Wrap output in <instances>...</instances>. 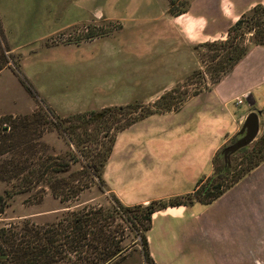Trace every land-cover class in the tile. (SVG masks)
<instances>
[{"label": "crops", "instance_id": "1", "mask_svg": "<svg viewBox=\"0 0 264 264\" xmlns=\"http://www.w3.org/2000/svg\"><path fill=\"white\" fill-rule=\"evenodd\" d=\"M99 1L89 8L72 0L84 15L56 30L93 18L118 25L107 35L68 44L75 50L73 70L93 82L90 94L117 90L118 101L106 106L156 100L175 86L169 66L183 63L182 48L225 39L242 14L264 6V0H185V11L171 15L168 0ZM262 111L264 47L251 45L217 83L175 110L120 131L102 170L106 190L92 202L105 207L109 194L134 206L189 194L212 175L213 157L239 133L245 117L254 112L260 120ZM145 239L153 264H264V159L206 204L153 212Z\"/></svg>", "mask_w": 264, "mask_h": 264}, {"label": "trees", "instance_id": "2", "mask_svg": "<svg viewBox=\"0 0 264 264\" xmlns=\"http://www.w3.org/2000/svg\"><path fill=\"white\" fill-rule=\"evenodd\" d=\"M177 1L168 0L171 15L180 14L186 9L185 0L180 9L177 8ZM85 29L86 33L81 39L75 40L74 44L104 35L99 29ZM247 33L250 36L244 39ZM251 45L264 47L262 5H256L242 14L228 28L225 39L197 45L206 47L210 52L206 59L211 65L207 71L211 86L245 55ZM17 59L18 55L13 54L9 48L0 20V72L4 68L17 72ZM199 91L197 89L175 98V91L171 89L150 104L131 102L65 116L58 115L40 102L30 113L1 115L0 182L10 184V188L0 195V214L7 201L18 193L33 192V201L36 202L49 192L53 198L66 202L75 199L93 185L103 190L102 170L117 134L149 115L177 109ZM48 133H55L67 150L60 155L50 153L40 141ZM222 153L219 150L216 154ZM208 178L210 176L198 180L189 194L167 200L123 206L114 196L109 195L111 210H104L100 206L84 207L49 224L1 226L0 264H117L126 250L121 246L125 228L142 232L141 243L145 249L143 259L146 264L148 261L153 264L148 256L145 239L151 214L167 206L187 205L192 201L206 204L228 187L216 192L212 191L213 185L199 188Z\"/></svg>", "mask_w": 264, "mask_h": 264}, {"label": "rangeland", "instance_id": "3", "mask_svg": "<svg viewBox=\"0 0 264 264\" xmlns=\"http://www.w3.org/2000/svg\"><path fill=\"white\" fill-rule=\"evenodd\" d=\"M183 1L176 2L179 4L177 8L182 7ZM99 4H102L99 0H83L81 6L91 8ZM80 12L83 11L77 9L72 0H0V20L3 31L11 52L18 55L17 72L11 71L10 68H4L0 72V116L30 113L39 102L58 115L65 116L86 110H99L107 107L106 104L118 101L115 100L116 89L108 93L98 90L91 94L88 92L87 86L93 82L85 79L86 73L73 70L70 59L73 55L75 56V50H73L74 47L68 46L83 37L86 33L85 27L90 30L91 28L99 29L107 35L118 25L115 22L93 18L89 23L61 31L56 30L76 15H84ZM248 36L250 33L245 34L244 39ZM244 43L246 44V41ZM182 52L185 58L182 60L183 63L175 62L169 66L176 81L173 87L175 98L211 86L207 72L211 65L206 59L210 52L206 47L182 48ZM94 74L97 75V73ZM132 102L145 105L153 101L143 103L142 99L137 97ZM257 122L256 136L249 144L226 156L223 153L215 155V172L203 181L199 188L213 185V192L225 189L264 157V111L261 113L260 120L257 118ZM243 134H236L221 150L234 144ZM40 141L47 146L50 153L60 155L67 150L66 145L55 133L45 134ZM9 188L10 184L0 182V195ZM105 190V187L100 190L93 185L82 191L75 199L66 202L53 198L49 192L36 202L33 201V192L18 193L7 201V205L0 214V227L56 222L70 212L79 211L84 207H98L94 204L96 200L92 202V199ZM106 197L108 204L100 207L111 210L109 194ZM141 233V231L124 229L121 246H124L126 250L124 257L117 264H146L142 255L145 249L141 243ZM148 264L151 263L148 261Z\"/></svg>", "mask_w": 264, "mask_h": 264}, {"label": "water", "instance_id": "4", "mask_svg": "<svg viewBox=\"0 0 264 264\" xmlns=\"http://www.w3.org/2000/svg\"><path fill=\"white\" fill-rule=\"evenodd\" d=\"M257 130H258L257 116L255 113L251 112L245 117L243 124L239 130L240 134L244 133L243 136L239 140H237L234 144L224 148L223 154L226 156V154L249 144L256 136Z\"/></svg>", "mask_w": 264, "mask_h": 264}]
</instances>
